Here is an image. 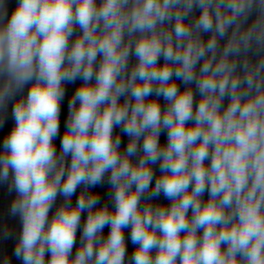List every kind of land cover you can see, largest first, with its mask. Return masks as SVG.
<instances>
[{
  "label": "clouds",
  "instance_id": "9594fccd",
  "mask_svg": "<svg viewBox=\"0 0 264 264\" xmlns=\"http://www.w3.org/2000/svg\"><path fill=\"white\" fill-rule=\"evenodd\" d=\"M253 50L264 53V0H18L10 16L0 0V108L30 85L0 145L22 223L16 259L264 264V55L253 62ZM78 79L58 152L64 84ZM105 177L112 208L88 191ZM161 194L170 206L151 203Z\"/></svg>",
  "mask_w": 264,
  "mask_h": 264
},
{
  "label": "water",
  "instance_id": "95a60500",
  "mask_svg": "<svg viewBox=\"0 0 264 264\" xmlns=\"http://www.w3.org/2000/svg\"><path fill=\"white\" fill-rule=\"evenodd\" d=\"M17 3H18V0H5V4L7 6V11H8L9 16L11 15L12 11L15 9ZM198 14H199V9L195 10V12L193 13L194 16H196ZM255 17H256V12L253 11L252 14L248 17L247 23L251 24L252 21L255 19ZM245 26H247V25H245ZM229 31H231V30H229ZM79 32H80V29L77 27L75 30V34L71 39L74 40L75 35L79 34ZM203 35H204V39H207L209 34H203ZM223 43H224V41H221V44H223ZM259 55H264V53H256L255 50H253V52L249 53V57L253 62H255L259 58ZM99 59L100 58L98 57V61H99ZM135 63H137L136 57L131 56L129 58V69H131V67ZM159 63L163 64L162 58L159 61ZM82 83L83 82L78 79L75 82H72V83L65 82V84H64L65 96L61 101V113H60V131H61V133H60V135H58V137L54 141V143L56 144L58 152H59V148H60V140L62 139V135H63V132L65 130L66 120H67V116H68V101L72 98L74 92ZM177 83L181 89H183L185 87V85L182 84L181 82L177 81ZM29 87H30V85H25L23 90L21 92H18L14 99H11L7 102L6 107L0 108V121L3 122L2 124H0V145H2L3 139L5 138V136L11 131V129L15 125V120L13 119V116H12V109H13L15 100L20 98V97H26L27 92L29 90ZM193 90H195L194 85H193ZM123 99H124V97H121V101H123ZM149 99H152V97H150ZM157 99L159 100V103H160L162 108L166 107V101L163 99V97H159ZM198 100H199V96L196 95L194 102H198ZM226 103H227V100H225V104ZM115 132H119V129H114V134H115ZM121 135H122V137H121V139H122L121 148L123 149L126 146L128 138L126 136H124L123 134H121ZM160 141L162 144H165L167 142L166 131L161 132ZM67 159H68V162H70V157ZM152 167H153V170L156 173V175H159L160 174L159 166L153 165ZM10 181H11V173L9 175V182ZM82 189H83V185H81L80 188L77 189L76 194L73 195V197L71 198L73 204H75V202H76V200H77ZM88 191L92 192V193H96L100 196V204L101 205L107 204L109 208L113 207L112 201L110 199L111 186L107 183V177H105V181L103 184L97 185L93 188H89ZM15 197H16L15 191H11V192L9 191V183L8 182H0V262H2L5 257H8L11 259L12 264H21V261L16 259V257L13 255L15 245H16L17 240H18V238L22 232V223H21L20 217L18 215L13 216L10 213V206H11L12 201L15 199ZM202 199L203 200L208 199V193L207 192H205ZM63 202H64V197L58 196L53 208L51 209V211L49 213V218H51V216L54 214L56 208L58 206H60ZM142 203H144L143 200H142ZM151 203L153 205L163 204L166 206H170L171 201L167 200L163 196V194H161L159 197L153 198L151 200ZM86 216H87L86 212L81 214V222H80L81 227L78 228V230H77L76 245L73 248V255L75 254V251L79 247L82 227L86 221ZM5 230H8L11 233V235L5 236V234H4ZM109 231H110V226H106L105 229L103 230V235L107 236ZM124 233H125V237H126V241H127L128 255L130 256L132 251L134 250L135 246L131 243L130 240H128V236L130 235V229H125ZM126 259H127V257H126Z\"/></svg>",
  "mask_w": 264,
  "mask_h": 264
}]
</instances>
